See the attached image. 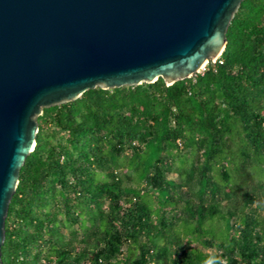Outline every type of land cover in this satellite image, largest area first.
Listing matches in <instances>:
<instances>
[{
  "label": "trees",
  "instance_id": "16d2710c",
  "mask_svg": "<svg viewBox=\"0 0 264 264\" xmlns=\"http://www.w3.org/2000/svg\"><path fill=\"white\" fill-rule=\"evenodd\" d=\"M215 63L42 110L2 264H264V0Z\"/></svg>",
  "mask_w": 264,
  "mask_h": 264
},
{
  "label": "water",
  "instance_id": "95a60500",
  "mask_svg": "<svg viewBox=\"0 0 264 264\" xmlns=\"http://www.w3.org/2000/svg\"><path fill=\"white\" fill-rule=\"evenodd\" d=\"M244 0H0V264L5 218L42 110L85 92L193 77Z\"/></svg>",
  "mask_w": 264,
  "mask_h": 264
},
{
  "label": "clouds",
  "instance_id": "9594fccd",
  "mask_svg": "<svg viewBox=\"0 0 264 264\" xmlns=\"http://www.w3.org/2000/svg\"><path fill=\"white\" fill-rule=\"evenodd\" d=\"M204 264H227V262L223 258L213 254L204 261Z\"/></svg>",
  "mask_w": 264,
  "mask_h": 264
}]
</instances>
